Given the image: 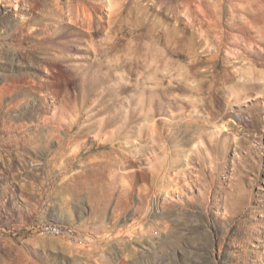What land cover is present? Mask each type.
I'll return each mask as SVG.
<instances>
[{"label":"rangeland","instance_id":"374dc122","mask_svg":"<svg viewBox=\"0 0 264 264\" xmlns=\"http://www.w3.org/2000/svg\"><path fill=\"white\" fill-rule=\"evenodd\" d=\"M0 264H264V0H0Z\"/></svg>","mask_w":264,"mask_h":264},{"label":"built area","instance_id":"2783aa9c","mask_svg":"<svg viewBox=\"0 0 264 264\" xmlns=\"http://www.w3.org/2000/svg\"><path fill=\"white\" fill-rule=\"evenodd\" d=\"M48 229H55V233H57V234L72 232L70 228H68V227L62 228V226H58V225L46 226L45 230H48Z\"/></svg>","mask_w":264,"mask_h":264},{"label":"bare ground","instance_id":"6f19581e","mask_svg":"<svg viewBox=\"0 0 264 264\" xmlns=\"http://www.w3.org/2000/svg\"><path fill=\"white\" fill-rule=\"evenodd\" d=\"M49 231L51 230V231H53V232H55V229H48Z\"/></svg>","mask_w":264,"mask_h":264}]
</instances>
